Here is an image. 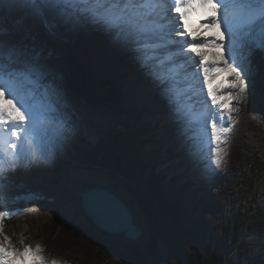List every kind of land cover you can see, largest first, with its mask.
Segmentation results:
<instances>
[{
  "label": "rangeland",
  "instance_id": "rangeland-1",
  "mask_svg": "<svg viewBox=\"0 0 264 264\" xmlns=\"http://www.w3.org/2000/svg\"><path fill=\"white\" fill-rule=\"evenodd\" d=\"M16 32L6 27L1 31V35L7 38L10 46H16L25 56L32 58L31 60L42 73L41 80L52 76L45 83V88L54 91L58 97L56 105L58 119H53L52 122L64 127L63 133L67 134L64 154L56 145V148L51 147V157H41L34 162L30 159V162L25 161L21 164L28 174H32L33 163L37 173L53 180H61L75 170L93 172L107 183V188L118 193L132 208L135 222L142 230L141 238L136 241H128L121 236L108 234L104 235V238L114 241L121 249L140 248L147 238V223L142 213L140 199L128 184L148 200L152 198V188L145 181H138L135 176L138 153L144 152L147 159L156 162L155 172L164 174L163 183L171 181L181 186L186 182L184 185L187 192L193 197L200 198H195L196 201L206 202L210 200L216 188H222L232 173L235 174L236 170L232 169L233 165L230 161L231 150L237 147L242 151V164L239 170L237 169L235 184L229 189V201L222 219L226 216L233 225L241 227L243 234L241 239L259 245L254 253L259 249L264 242V229L259 234L260 227L264 225V76L261 77L250 54L239 53L236 56L237 59L244 57L250 67L251 97H246L238 104L233 101L232 106L238 111L232 113L231 121L227 117L225 127L231 124L232 128L226 134L227 144L221 145L226 153L224 162L220 168L215 166L208 170L203 164L193 165L196 161L191 156L193 144L191 146L185 144V140L188 141L184 136L187 129L182 127L173 130L172 125H165L176 119L175 116L164 114L166 119L161 121L157 117L159 115L157 111L162 113L159 108L155 110L151 105L148 108L143 103L138 107L137 103L143 95L135 100L136 103L130 98L131 93L123 90L119 79L130 76L131 72L135 73L128 62L123 64L126 71L120 74L119 79L95 75L75 56H45L35 52L32 38ZM231 79L230 77L224 82L226 87L224 94L236 91L228 86ZM76 104H80L86 110V123L75 115L73 108L67 110L69 106ZM61 109H65L62 113L64 118L59 112ZM86 127L92 130L94 140L88 137ZM110 134L111 136L115 134L118 138L113 145L108 146L107 156L122 158L124 174L111 172L110 169L101 168L99 164H89L85 160V153L89 147L95 145L98 140L101 143L109 142ZM136 145H140L141 149ZM37 150L39 155V149ZM196 188L201 190H195ZM198 209L201 211V207L198 206ZM50 222L80 223L97 231L89 219L81 213L79 202L77 201L76 206L67 211H56L28 220L23 227L26 230L28 246L34 247L39 244L45 250L44 255L49 258L64 261L66 264H81L74 251H60L49 244L48 235L43 230ZM251 226L252 234H249L248 230ZM15 264L21 262L18 260ZM28 264H31V257Z\"/></svg>",
  "mask_w": 264,
  "mask_h": 264
},
{
  "label": "snow or ice",
  "instance_id": "snow-or-ice-1",
  "mask_svg": "<svg viewBox=\"0 0 264 264\" xmlns=\"http://www.w3.org/2000/svg\"><path fill=\"white\" fill-rule=\"evenodd\" d=\"M6 8L10 14L20 11L22 20L49 14L69 23L89 20L113 33L125 46H130L142 66L161 84L179 76L184 64H177V58L187 56L183 47L173 52L171 46L187 44V50L200 58L208 98L221 110L220 120L214 116L211 119L210 138L206 102L202 114L205 117L203 135L209 145H216L210 148L211 163L216 168L221 167L226 155L221 145L227 144L226 134L232 128L231 124L223 126V116L226 114L231 121L232 113L238 111L232 106L233 101L238 104L251 97L250 67L244 57L237 59L234 50L246 48L250 52L254 49L264 52V0H0V20ZM197 8L210 14L208 27L222 31L210 41L204 37L203 42H198L201 37L192 32L187 33L193 41L190 44L173 40V34L184 35L176 29ZM206 47L226 49V53L221 52L210 62L211 68L202 51ZM221 72L231 76L228 86L235 89V93L223 94L219 86L212 87L211 77ZM41 78L37 65L22 50L7 45L0 38V189L9 171H15L29 159L34 162L46 157L52 147L46 139L49 129L44 125L58 119V97L50 89L40 91ZM196 83H199L198 79ZM59 131L56 130L57 135ZM37 140L44 141L39 155L34 146ZM12 214L0 194V264H14L17 260L28 264L29 257L31 264H66L45 256V250L39 244L15 247L4 234L3 227V221Z\"/></svg>",
  "mask_w": 264,
  "mask_h": 264
},
{
  "label": "bare ground",
  "instance_id": "bare-ground-1",
  "mask_svg": "<svg viewBox=\"0 0 264 264\" xmlns=\"http://www.w3.org/2000/svg\"><path fill=\"white\" fill-rule=\"evenodd\" d=\"M6 27L21 32L25 36H30L35 45V52H39L41 55L45 56H75L95 75L119 79L120 74L126 71V69L123 68V64L128 62L129 66H131V70L133 69L135 73L131 72L130 76L119 79L123 90H127L131 93L130 98L133 101L139 99L143 95L140 102L137 103V101H135L138 107L142 103L147 106L148 104H153V106L159 105L160 111L165 115L175 116L177 112L179 115L176 121L175 119L171 120L169 125H172L173 130L175 128L177 129V127H185L188 130H185L186 134L184 136L188 138V141H186L187 139L185 140V144L186 146H191L193 144L191 156L196 160L193 165L199 166L203 164L208 170L215 167V165L211 163L210 148H215L216 145H209L208 140L205 139L203 135L205 117L203 115L197 116L194 113L190 114L188 112L200 111L204 108V102L207 103L209 110L207 113V120L209 123L208 136L210 138L211 119L214 116L216 120H220L221 110L218 108L213 112L211 100H206V98L204 99L200 94H195L193 85L198 89V93L199 85L196 82L191 84L192 79L189 73L190 68L193 71L198 69L200 67L199 63H193L191 66L187 65L186 71L185 68L180 69L179 76L174 80L161 84L159 80L142 66L141 61L137 58V54L130 46H125L113 33L106 31L101 26L89 20H73L69 23L59 21L58 18L50 14L43 17H28L22 20V13L20 11L10 14L6 8L2 20H0V38L9 45L10 42H8L7 38L1 35V31ZM221 30H214L206 26L203 32L205 35L210 34V36L214 38ZM172 39L176 41L175 34H173ZM225 43H227V40H225ZM181 47L183 46H177L173 48L172 51L177 52ZM222 52L226 53V49H223ZM220 53L221 52L218 51H210L209 54L215 58ZM239 53L250 54L254 59L253 64L260 71L261 77L264 76V52L258 49H254L250 52L246 48L234 50L235 55ZM189 60L194 62V60L199 61L200 58L192 53L188 58L186 57L183 62H188ZM50 76L40 81L42 85L40 88L41 92L45 90V83L51 79L52 76ZM230 77L231 76L227 72H223V75L219 79L212 77L211 80L213 79L216 82L212 87L215 89L219 86L221 92L224 94L226 88L224 82ZM201 80L203 85H205L203 75L201 76ZM168 87L173 89V92H169L172 96L169 100L168 98H163L164 96L162 94L163 90L169 89ZM186 96L189 99V103L185 102L186 104L184 105H186V107H183L182 101L187 99ZM71 108H73L75 115H78L84 122L86 121V110L80 104L69 106L67 110H71ZM64 110L65 109H61V111H59L61 115ZM62 117L64 118L65 116L62 115ZM226 122L227 115H225V117L223 116V126L226 125ZM165 125L168 126V123ZM44 126L49 129V134L46 138L47 141L51 142L54 148H56L55 146L57 145L62 154H64L65 147L67 146V134L63 133L64 127H59L58 124L52 121L46 123ZM57 129L60 130L59 135H57ZM86 133L89 138L94 140V134L88 127H86ZM43 144L44 141L37 140L34 146L40 149ZM47 156H52L51 149ZM26 162H30V159ZM34 166L33 163L32 174H28L22 165H19L15 171H9L3 179V187L0 189V194H2L4 198V203L8 201V197L10 198L15 194L32 192L36 194L35 196H38L37 199L25 202V209L21 213L3 221L4 234L9 236L12 244L17 248H22L24 245H27L26 230L23 227L26 221L43 217L55 213L56 211L64 212L72 207L74 208L78 201L77 193L79 190H85L93 186H107V183H105L103 179L90 171L82 169L75 170L69 172L61 180H53L48 177L45 178L42 174L37 173ZM68 184H70V186H68ZM107 189L112 190L111 188ZM21 241H23V244H21ZM17 261H15L14 264Z\"/></svg>",
  "mask_w": 264,
  "mask_h": 264
},
{
  "label": "trees",
  "instance_id": "trees-1",
  "mask_svg": "<svg viewBox=\"0 0 264 264\" xmlns=\"http://www.w3.org/2000/svg\"><path fill=\"white\" fill-rule=\"evenodd\" d=\"M109 138L113 140L90 146L85 160L124 174L122 158L107 156L108 146L118 137ZM136 146L141 149L140 145ZM231 153L235 174L209 195L210 200L206 202L196 201V197L187 192L186 185L163 183L165 176L155 172L156 162L147 159L144 152L138 153L135 176L152 188L149 201L128 184L140 199L147 223V238L140 248L121 249L114 241L106 240V234L80 223L50 222L43 232L53 248L74 251L81 264H264V242L254 253L259 245L241 239V227L233 225L226 216L222 219L229 189L235 184L237 169L242 164L241 149L235 147ZM251 228L249 234H252ZM263 229L262 224L259 234Z\"/></svg>",
  "mask_w": 264,
  "mask_h": 264
},
{
  "label": "water",
  "instance_id": "water-1",
  "mask_svg": "<svg viewBox=\"0 0 264 264\" xmlns=\"http://www.w3.org/2000/svg\"><path fill=\"white\" fill-rule=\"evenodd\" d=\"M77 195L81 213L98 232L131 241L141 238L142 230L135 222L132 208L116 192L93 186L79 190Z\"/></svg>",
  "mask_w": 264,
  "mask_h": 264
}]
</instances>
